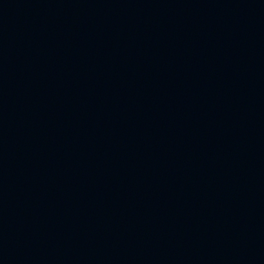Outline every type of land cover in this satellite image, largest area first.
<instances>
[{
    "label": "water",
    "instance_id": "water-1",
    "mask_svg": "<svg viewBox=\"0 0 264 264\" xmlns=\"http://www.w3.org/2000/svg\"><path fill=\"white\" fill-rule=\"evenodd\" d=\"M0 264H264V0H0Z\"/></svg>",
    "mask_w": 264,
    "mask_h": 264
}]
</instances>
